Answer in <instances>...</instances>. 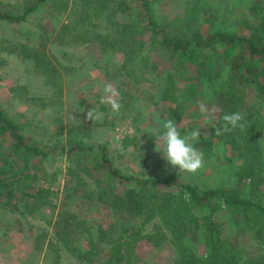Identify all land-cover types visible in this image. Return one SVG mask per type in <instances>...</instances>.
I'll list each match as a JSON object with an SVG mask.
<instances>
[{"label":"rangeland","instance_id":"374dc122","mask_svg":"<svg viewBox=\"0 0 264 264\" xmlns=\"http://www.w3.org/2000/svg\"><path fill=\"white\" fill-rule=\"evenodd\" d=\"M126 1L120 18L136 25L129 31L130 55L115 41L107 11L95 13L89 26L88 11L78 0H0V14L20 16L33 9L19 21L0 18V106L19 125L25 143L45 153H27L1 126L0 165L21 180L11 196L0 192V200L10 199L22 214L0 206V264H117L110 252L117 244L124 255L119 264H177V250L168 240L159 246L147 238L131 240V228L146 235L164 226L159 218H133L122 210L129 185L114 176L109 162L125 175L177 178L264 205V135L259 162L249 164L256 173L247 176L248 165L215 136L218 109L208 100L213 87L193 68L215 60L198 52L184 74L165 45L166 36L205 37L218 27L260 37L264 22L253 6L260 2L258 11H264V0H151L154 23L143 0ZM123 62L127 67L119 71ZM175 68L181 77L170 81ZM107 83L119 93L118 113L100 103ZM248 99L257 100L254 94ZM261 107L264 114V101ZM91 108L104 113L103 119L88 120ZM167 119L177 121L182 134L200 129L195 147L204 153V166L195 174L179 172L159 152L156 129L162 131ZM39 187L53 192L49 205L33 204ZM159 189L180 193L174 186ZM172 205L180 206L176 197ZM208 209L193 207L187 221L190 227L199 222L188 234L199 255L207 251ZM214 220L224 234L240 235L245 261L260 255L252 230L241 229L233 210L221 203Z\"/></svg>","mask_w":264,"mask_h":264},{"label":"trees","instance_id":"16d2710c","mask_svg":"<svg viewBox=\"0 0 264 264\" xmlns=\"http://www.w3.org/2000/svg\"><path fill=\"white\" fill-rule=\"evenodd\" d=\"M78 1L82 2L88 11L86 21L89 26L93 24L92 18L95 13L104 14L107 11V16L114 26L115 41L124 48L128 55L132 54L133 50L129 51L128 49L130 45L129 31L133 32L136 25L120 18V14L129 7L126 0ZM143 3L149 20L154 23L152 1L143 0ZM260 6L261 3L258 2L253 8L255 9V16L264 22V11H258ZM32 10V8H29L25 14L20 16L0 14V18L19 21L25 19L27 13ZM165 45L170 50L172 57L177 59L178 68L183 70L184 74L188 70V61L198 52L201 54L206 53L207 56L215 60V63L211 64L209 62L205 68L199 67L198 69V66L193 68H195V71L199 70L196 76L202 83H205L206 79L213 87L208 100L211 106L218 109V117L214 127L223 125L222 116L224 114L233 112L245 114L247 127L243 131L237 128L224 133L218 138L225 147L236 154L237 159L245 163L244 166L248 165L247 176L253 177L256 171L255 166H249L251 164L250 160L255 164L259 162L258 159L261 156L260 139L264 135V114L261 111V104L264 101V33L260 37L257 33L249 35L232 34L218 27L213 28L205 37L184 33L171 37L166 36ZM258 65H261L259 73ZM126 67V62H123L118 69L122 71ZM178 71L177 74L173 71L169 73L168 78L170 81L173 77H181V73L178 74ZM140 80H142L140 77L135 79L136 82ZM252 94L258 102L257 100L250 101L248 99V96ZM101 108L106 110L108 107L103 105ZM1 126L9 129L14 142L20 144L27 153L45 155V153L25 143L23 135L19 132V125L8 117L0 106V128ZM104 158L108 161L106 154ZM109 167L114 176L129 185L122 199L120 198L122 200V210L128 212L133 218H140V216L148 219L159 218L164 226V228L159 227L155 233L146 235L131 228L129 236L132 241L147 238L156 246H159L160 243L168 240L177 250V264H264V205L259 201L241 199L222 188L200 189L196 185L182 183L177 178L142 179L133 175H125L114 167L112 162H109ZM260 172L259 169L258 173ZM20 178L12 174L11 167L7 168V166L0 165V192H8L11 196L10 193L14 192V186L20 184ZM259 183H262V180ZM161 186H174L180 189V193L162 192L159 189ZM52 194L50 188L39 187L38 192L33 195L32 202L36 205H49V197ZM175 197L180 203L178 208L172 205ZM221 203L226 205L228 209L233 210L235 215L241 219V229L249 227L252 230L254 238L259 242L258 247H260L261 252L259 256L245 261L243 259L245 253L240 247V235L237 233H234V235L224 234L222 225L214 220L217 207H220ZM25 204L29 206V203ZM0 206L3 208L10 206L22 214L18 205L13 204L10 199L6 202L0 200ZM192 206L201 209L209 208V215L206 217L208 224L204 228L207 250L204 255H199L189 243L188 234L200 227L197 220L195 221V227H190L187 222L189 215L192 214ZM110 252L117 264L122 262L124 255L121 244L111 247ZM91 253L93 252L89 251L86 255H91ZM106 264L112 263L107 261Z\"/></svg>","mask_w":264,"mask_h":264},{"label":"clouds","instance_id":"9594fccd","mask_svg":"<svg viewBox=\"0 0 264 264\" xmlns=\"http://www.w3.org/2000/svg\"><path fill=\"white\" fill-rule=\"evenodd\" d=\"M104 95L100 98V103L110 107L111 111L118 113L121 104L115 97L119 95L112 83H107L103 88ZM203 110V105H201ZM87 119L91 121H100L104 113L95 108L87 111ZM223 125L215 128V136L219 137L224 133L231 132L239 128L243 131L247 127L245 114L242 112H233L222 116ZM162 131L156 129V139L161 146L163 158L173 168L179 172L195 174L204 166V153L200 151L195 144L201 137L200 129L186 131L183 134L180 131V124L172 119H167L162 123Z\"/></svg>","mask_w":264,"mask_h":264}]
</instances>
